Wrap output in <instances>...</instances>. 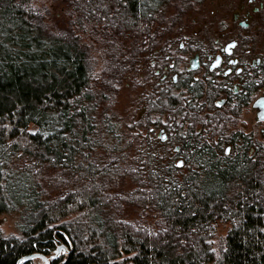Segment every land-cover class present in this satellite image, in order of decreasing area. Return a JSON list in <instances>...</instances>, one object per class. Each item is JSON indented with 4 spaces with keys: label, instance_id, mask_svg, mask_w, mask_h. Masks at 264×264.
I'll return each mask as SVG.
<instances>
[{
    "label": "trees",
    "instance_id": "1",
    "mask_svg": "<svg viewBox=\"0 0 264 264\" xmlns=\"http://www.w3.org/2000/svg\"><path fill=\"white\" fill-rule=\"evenodd\" d=\"M202 1L63 0L64 29L54 30L33 0H0V212L20 211L19 233L0 229V264H33L38 255L45 264H264V146L251 134L204 136L189 126L177 138L189 165L176 175L173 158L158 152L133 159V141L125 144L128 133L105 105L110 80L126 67L121 55L152 53L149 39ZM99 24L112 32L102 52L114 56L101 89L78 32ZM168 84L148 96L149 112L184 116L176 87L194 93L198 111L204 102L214 108L222 92L214 81ZM245 84L241 105L260 87ZM128 206L153 209L155 224L131 217ZM218 219L232 224L216 257Z\"/></svg>",
    "mask_w": 264,
    "mask_h": 264
},
{
    "label": "rangeland",
    "instance_id": "2",
    "mask_svg": "<svg viewBox=\"0 0 264 264\" xmlns=\"http://www.w3.org/2000/svg\"><path fill=\"white\" fill-rule=\"evenodd\" d=\"M227 1L228 0H205L196 3L188 13L183 15L181 22L173 25V29H167L164 31V35L158 33L154 41L149 39L150 43H154V47L159 45L158 47L161 48L164 55H169L170 53L169 59L171 61L173 55L187 57L190 54V52L183 50L181 47L182 41L184 48L186 47L187 50L192 51L199 48L204 52V50L211 49L217 45L216 40L222 35V30L234 26L236 35L243 36L242 44L249 42V46L252 47L253 54L248 55L256 56L261 54L264 58V18L259 21L262 23V28L259 32L250 27L246 29L241 26L238 27L233 21V11L236 10L237 3L232 2L230 5V3L226 4ZM243 1L246 5V11V9L250 7V4L248 0H242L241 2ZM33 2L34 5L44 13L47 23L49 24L48 26L51 29H64L63 19H66L67 15L63 11V0H33ZM245 11L242 9L241 14ZM251 26L253 27V25ZM102 29L103 27L101 24L96 27L88 25L87 27H80V29H78L81 39L89 45V57L94 76L93 83L98 89H101L100 86L103 78L108 76L109 70L106 73L104 65L109 58L114 57L110 51L106 54L102 52V45L105 43L106 46H109V41L111 40L110 36L112 34L110 30L108 33H104L101 31ZM244 35H246V37H244ZM228 39L229 36L227 35L223 41H227ZM117 45L114 51L115 53H121L119 50H122V47H119L120 44L118 40ZM143 56L147 59H142ZM152 57V53L149 51L143 52L141 55L138 54L136 57L131 56V52L129 51L121 55L122 59L125 60L127 58L126 67L120 72V77L118 79L114 78L110 80L114 81L113 89L109 91L105 102V105L108 106V111L113 114L115 112L119 117H117L118 119L116 122L114 120V123L119 126L118 132L128 133L129 138H126L125 144L129 146L130 143L128 142L133 141V143L130 144L133 159L141 156V159L145 160L149 150L158 152L159 156L164 155L162 161H167L168 157L173 158L172 165L174 166V174L180 175L187 170L189 163L185 161L183 150L180 147L181 143L177 138L180 135L178 133H181L180 131L184 132L189 126H195L196 131H201L204 136L214 132H217L215 137L219 135L228 136L236 131H240L244 134L251 133L259 142L260 146H264V132L262 133L261 130L262 127H264V121L256 119L255 109L251 105L252 100L259 93L264 91V85L258 87V89L250 95V101L248 103L241 105L238 98H232L230 102H227L226 99L223 107L217 106L215 105V101L222 97L219 96V93L213 99L214 108L209 109L208 103L203 101V109L199 111L195 109L200 105L196 104L198 99H195L192 91H189L187 87L173 88L171 94L175 95L178 99L184 100L186 110L184 116H176V119H174V117L166 112H149V108L146 106L148 96L152 92L156 91L157 93L158 89L162 90L170 85L168 83L173 84V81L143 80L146 74V64L149 63L148 61H151ZM131 59L134 60L132 61ZM122 64L124 65V62L119 61L118 67L120 68ZM183 66L184 64H182L181 67ZM158 77H160V75ZM253 78L257 80L255 81L257 84H260L261 81L258 80L264 78V76L263 73L260 72L253 75ZM229 82L232 86V83L235 81ZM214 84L220 88V84L217 81H214ZM169 87L172 89V86ZM223 96L226 98V94ZM169 133H173L171 134L172 138H170ZM163 135L165 136L163 137ZM160 137L163 140L170 139L172 142L167 145L162 144L159 142ZM227 147H229L230 150L232 144L229 143ZM229 150L226 151L229 152ZM180 160L181 163H179ZM130 175L131 174H127L124 178L125 181L128 182V185H132ZM118 182L125 187V183L123 184L122 180ZM115 188L118 189L119 186L115 185ZM126 211L130 213L129 215L131 217L137 219L141 223L154 225L156 222L157 216L153 209L128 206ZM19 215L20 211L18 209L0 212V229L5 233H19L16 225ZM231 224V221L223 219H218L214 222L215 230L212 235V243L216 252V257H219L226 247V235ZM60 251H62L61 248L58 249L57 253L56 251H51L47 254V258L49 260L52 259V257L59 254ZM45 263V258L42 256L38 255L33 259V264ZM205 264H214V262H207Z\"/></svg>",
    "mask_w": 264,
    "mask_h": 264
},
{
    "label": "flooded vegetation",
    "instance_id": "3",
    "mask_svg": "<svg viewBox=\"0 0 264 264\" xmlns=\"http://www.w3.org/2000/svg\"><path fill=\"white\" fill-rule=\"evenodd\" d=\"M241 1L242 0H228L226 2V4L230 3V5L232 2L237 3V8L233 11V21L238 27L241 26L244 29L250 27L259 32L262 28V23L259 21L264 18V0H248L250 7H248L246 11L245 2ZM242 9L245 11L243 14H241ZM251 25H253V27ZM222 31V35L216 40L217 45L211 49L204 50V52L199 48L189 51L186 47L184 48L182 41L181 47L183 50L190 52V54L192 53L191 55L189 54L190 56H187L188 58L173 55V59L171 57L170 61V53L169 55H164L161 48L158 47L159 45H156L152 52L153 57L151 58V61L146 64V74L143 80L173 81L174 83L178 81H217L222 89L219 96L222 97L215 101V105L223 107L226 99L227 102H230L232 98L238 97L237 93L239 91L246 90V81H257L253 78V75L262 72L264 76V58L261 54L249 56L253 54L252 47L249 46V42L242 44L243 36L236 35L234 26ZM227 35L229 36V39L223 41ZM244 37H246V35H244ZM182 64H184L183 67H181ZM159 75L160 77H158ZM229 81L235 82L232 83L233 85L231 86ZM258 81H261L260 86L264 85V78H260ZM227 91L232 94L230 95ZM225 94L226 98L223 96ZM259 94H264V91ZM254 99L252 100L251 105L255 109L256 119L260 120L257 117V108L253 105ZM249 101L250 97L245 103H248ZM261 130L263 133L264 127H262ZM252 137L256 140L253 135Z\"/></svg>",
    "mask_w": 264,
    "mask_h": 264
},
{
    "label": "water",
    "instance_id": "4",
    "mask_svg": "<svg viewBox=\"0 0 264 264\" xmlns=\"http://www.w3.org/2000/svg\"><path fill=\"white\" fill-rule=\"evenodd\" d=\"M253 105L257 108V117L260 120H264V94H259L255 97ZM165 135H163L164 137ZM229 147H227V151ZM181 163V160L179 161Z\"/></svg>",
    "mask_w": 264,
    "mask_h": 264
}]
</instances>
